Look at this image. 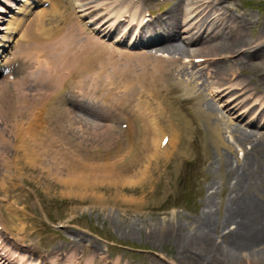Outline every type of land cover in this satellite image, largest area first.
Returning <instances> with one entry per match:
<instances>
[{"label": "bare ground", "instance_id": "bare-ground-1", "mask_svg": "<svg viewBox=\"0 0 264 264\" xmlns=\"http://www.w3.org/2000/svg\"><path fill=\"white\" fill-rule=\"evenodd\" d=\"M15 1L0 0V22L7 20ZM23 2L7 25L0 26V77L5 78L0 81V193L4 195L0 200L11 198V185H27V170L39 172L34 175L38 182L46 177L91 192L103 184L120 189L155 185L163 161L167 164L169 148L174 145L176 153H181L186 135L178 129L194 128L193 121L198 119L206 132L204 146L209 140L218 153L214 163L221 175L211 183L215 189L203 200L201 213L184 225L178 237L180 253L191 264H264V132L258 130L264 129V93L253 90L251 80L243 76L244 70L258 72L255 60L264 62V22L249 36L252 22L235 17L221 7L220 0H175L158 14H148L145 0ZM45 4L30 19L33 10ZM76 8L83 14H77ZM90 22H96V27L89 26ZM128 34L131 38L126 42ZM68 36L69 43L81 44L86 56L75 64L66 55V66L61 69H67V75H61L57 83L37 87L38 91L30 83L20 97L16 84L23 78L18 72L26 68V56L33 54L36 64L43 60L49 66L40 51ZM107 36L114 40L105 43ZM96 61L111 65L114 76L108 84L119 92V98L113 102V92H102L103 88L93 94L86 91L85 97L97 99L92 105L101 104L112 124L97 123L73 110L76 101L82 100L70 92L72 84L81 81L75 76L87 71L99 78L102 72ZM52 64L53 68L57 65L55 60ZM15 73L16 79L10 81L8 77ZM132 101L137 104L129 108ZM232 115L246 128L231 122ZM226 133L233 142L226 139ZM235 145H249L241 158L235 155ZM222 190L227 191L226 199L218 205L215 195ZM88 199L101 211L110 200L117 209L121 204L135 210L142 205L134 196L120 202L117 196L107 199L101 194ZM222 205L224 214L216 219ZM8 211L17 222L10 219L9 225L0 217V249L5 242L13 245H5L7 255L0 250V264H95L92 257H76L86 247L82 238L79 244L66 241L68 246L56 245L48 254L42 253L27 238L23 213ZM228 222L234 224L231 229L222 227ZM165 226L160 230L168 231L176 224ZM220 226L221 233L214 235ZM11 230L15 235L9 239ZM15 253H20L19 258H13ZM104 258L97 264H105Z\"/></svg>", "mask_w": 264, "mask_h": 264}, {"label": "rangeland", "instance_id": "rangeland-1", "mask_svg": "<svg viewBox=\"0 0 264 264\" xmlns=\"http://www.w3.org/2000/svg\"><path fill=\"white\" fill-rule=\"evenodd\" d=\"M174 2L175 0H145L144 7L146 10L158 14L166 12L173 6ZM22 4L23 2L16 4V1L12 3V7L11 9L9 7V13L7 12L5 17L7 20L0 22L1 27L7 25V21L15 16L18 7ZM220 5L235 17L249 23L252 22L251 30L248 32L249 36L255 35L262 28V23L264 22V0H220ZM44 6L47 7L48 4L35 8L30 19L35 13H40L38 11L39 8ZM76 10L77 14H83V12H78L77 8ZM86 20H89V17L84 19L83 22ZM256 26L257 30H255ZM1 34L2 32L0 36ZM67 39H69V36L59 39L53 46L46 45L43 51H40L50 67L43 60L36 64L37 61L34 59L33 54L26 56V68L18 72L19 77L23 78L16 84L18 86L16 91L20 97H22L23 90L30 83H33L34 89L38 91L37 87H44L49 83H57L61 75H67L69 73L67 69H61L66 66V55H69L70 60L74 59L75 64L78 62L75 60L86 56L80 49L81 44L75 46L76 42L69 43ZM54 60L55 64H57L55 68L52 67ZM255 63L254 65L258 72L254 73L244 70L246 75L243 76L251 80L250 84L253 90L258 89L264 93V62L255 60ZM95 64L97 68L101 69V76L98 78L95 74L91 77V74L85 73L87 71L81 76L76 75L75 79L81 77V81L77 85V82L72 80L75 83L72 84L70 92L73 95L80 94L85 96L88 91L93 94L96 88H103L102 92H113L111 98L116 103L119 98L117 93L119 95V92H115L112 84H108L110 83V78L114 76L111 71V65L108 63L101 64L98 61ZM27 77V81L24 82V78ZM3 79V76L0 77V81ZM70 79L71 77H68V80ZM30 93L31 91H29ZM33 96L36 97V95ZM142 99L145 102L144 100L147 98L143 97ZM105 100L107 101V99ZM136 104L137 102L132 101L129 108H133ZM182 105L183 103L181 102L179 106ZM146 108V105L143 106V109L146 110ZM111 118L100 120L92 116L88 117V119L97 123L106 124L111 123ZM228 119L246 128L244 123L234 120L233 115L231 119ZM193 126L194 128L191 127L188 130L180 128L179 131L178 129V132H181L183 136L184 134L186 135L182 138L183 147L180 149L181 153H176L177 149L175 151V148L177 147L174 145L169 148V151L166 152L168 157L167 164L165 166L163 161V165L160 167V177L156 180L155 185H146L144 189L141 188L142 185L133 186V188L121 186L120 189L116 188L115 185L103 184V186L91 192L88 189L80 190L77 186H62L61 184L50 182L46 177H43L38 182L34 175L39 172L27 170L26 172L29 174L26 179L27 185L18 187L17 185L15 187L11 185V198L0 200V217L2 216V219L10 225V219L15 223L17 220L14 216L11 217L9 209L23 213V216H25L23 220H25L27 226L26 230L29 232L27 238L30 241L32 240L39 251L42 253L47 252L46 254L53 246H68L66 241H72L75 244H79L82 241L86 244V247L79 250L82 252L76 257L79 259L86 256L88 258L92 257L95 264L99 262L98 259L101 256L105 257L106 261L102 262L105 264H112L113 262L115 264H191L189 258L180 253L178 237L183 233L184 225H187L188 221H193L201 213L204 208L203 200L215 189L211 188V183L221 175L220 167L214 163L219 158L216 149L209 140L204 146L206 132L203 125L198 123V119H194ZM253 128L252 130L256 129ZM260 131L264 132V129ZM123 135L125 133L121 134V136ZM127 136L129 137V135ZM225 137L229 142H233L229 133H226ZM246 147L248 148L249 145L245 147L235 145V155L241 158ZM221 150L222 152L225 151L222 148ZM128 180L130 181L131 178L129 177ZM92 194L105 195L107 199H114L117 196L119 202L121 198L134 196L142 202V205L135 210L131 205L121 204L122 206L117 209V205H111L112 201L110 200L109 204H104L105 210L101 211L93 207L92 201L88 199L89 195ZM226 195V190H222L215 195L218 205L226 199ZM0 196L4 195L0 193ZM122 201L127 203L124 200ZM128 207L130 210L126 211L125 208L127 209ZM220 208L215 213L216 219H219L224 214L225 206L222 205ZM21 217L22 215H20ZM168 223H175L176 227L169 228L168 231L160 230L165 228ZM229 223L222 227L227 228L229 226V229H231L234 224ZM136 226L139 229H136ZM130 227H134L133 230L129 231ZM222 227L220 226L217 232L213 230V234L219 235ZM148 228L152 229L153 233L148 234ZM161 231L166 233L161 234ZM10 233L8 234L9 238L15 235L12 230ZM17 235L19 234L17 233ZM80 238H82L81 241ZM28 243L25 242V244ZM94 248L100 251L95 253L93 251ZM60 253L61 251L58 252V254ZM91 262L92 260L89 263Z\"/></svg>", "mask_w": 264, "mask_h": 264}]
</instances>
